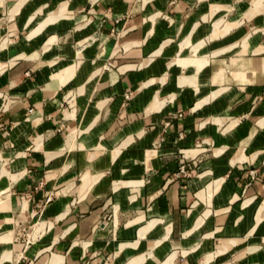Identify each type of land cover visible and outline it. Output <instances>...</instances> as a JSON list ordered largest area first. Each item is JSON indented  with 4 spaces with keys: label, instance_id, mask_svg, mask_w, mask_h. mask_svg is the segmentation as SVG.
<instances>
[{
    "label": "crops",
    "instance_id": "obj_1",
    "mask_svg": "<svg viewBox=\"0 0 264 264\" xmlns=\"http://www.w3.org/2000/svg\"><path fill=\"white\" fill-rule=\"evenodd\" d=\"M257 1L0 0V264H264Z\"/></svg>",
    "mask_w": 264,
    "mask_h": 264
},
{
    "label": "built area",
    "instance_id": "obj_2",
    "mask_svg": "<svg viewBox=\"0 0 264 264\" xmlns=\"http://www.w3.org/2000/svg\"><path fill=\"white\" fill-rule=\"evenodd\" d=\"M179 171L182 172V173H186L187 172L184 166H181Z\"/></svg>",
    "mask_w": 264,
    "mask_h": 264
},
{
    "label": "rangeland",
    "instance_id": "obj_3",
    "mask_svg": "<svg viewBox=\"0 0 264 264\" xmlns=\"http://www.w3.org/2000/svg\"><path fill=\"white\" fill-rule=\"evenodd\" d=\"M260 1H261V0H258L256 4L258 5V4L260 3ZM219 23H220V22H218V24H219ZM225 25H226V24H225ZM225 25H224V26H225ZM223 28H224L223 30H225L226 26L223 27Z\"/></svg>",
    "mask_w": 264,
    "mask_h": 264
}]
</instances>
